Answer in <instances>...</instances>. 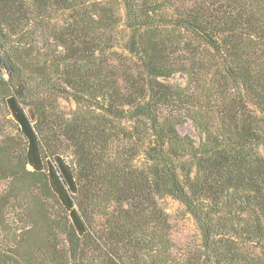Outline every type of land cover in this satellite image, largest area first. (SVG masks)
I'll return each instance as SVG.
<instances>
[{
	"label": "trees",
	"instance_id": "trees-1",
	"mask_svg": "<svg viewBox=\"0 0 264 264\" xmlns=\"http://www.w3.org/2000/svg\"><path fill=\"white\" fill-rule=\"evenodd\" d=\"M262 147L264 0H0V264H264Z\"/></svg>",
	"mask_w": 264,
	"mask_h": 264
},
{
	"label": "rangeland",
	"instance_id": "rangeland-1",
	"mask_svg": "<svg viewBox=\"0 0 264 264\" xmlns=\"http://www.w3.org/2000/svg\"><path fill=\"white\" fill-rule=\"evenodd\" d=\"M171 81L172 82H179V81H182V78L178 76ZM62 107L65 110H69L70 105L67 103H63ZM178 129H179V132L181 134H188V135L192 136L195 140H197V141L199 140L198 134L195 131V129L193 128L191 123L188 122L186 124H183V125L179 126ZM261 152L264 154V147L261 148ZM167 211L172 218L177 219L176 216L178 215L179 210L177 208L176 203L169 201L168 205H167ZM174 228H175L174 235L176 237V240L180 241V242L184 241L185 239H188L189 235H191L193 233L192 224L188 220L175 222Z\"/></svg>",
	"mask_w": 264,
	"mask_h": 264
}]
</instances>
